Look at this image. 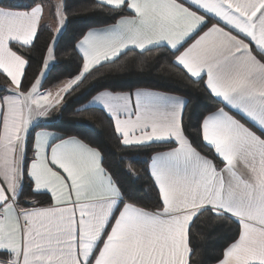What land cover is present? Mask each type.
<instances>
[{"label":"snow or ice","instance_id":"6c2138e0","mask_svg":"<svg viewBox=\"0 0 264 264\" xmlns=\"http://www.w3.org/2000/svg\"><path fill=\"white\" fill-rule=\"evenodd\" d=\"M47 6L60 27L32 79L45 2L0 6L8 81L0 89V264H195L205 218L234 225L215 264H264V0H97L113 22L81 33L73 45L80 65L55 91L42 89L66 6ZM158 49L217 106L198 123L199 146L186 135L179 96L105 89L90 102L126 149L166 144L150 157L156 202L148 208L97 148L35 125L104 69Z\"/></svg>","mask_w":264,"mask_h":264},{"label":"trees","instance_id":"16d2710c","mask_svg":"<svg viewBox=\"0 0 264 264\" xmlns=\"http://www.w3.org/2000/svg\"><path fill=\"white\" fill-rule=\"evenodd\" d=\"M24 2L27 6L32 4L33 0ZM44 2L48 3V0ZM63 4L66 6V25L56 44L48 82L43 86L45 89L53 88L56 83H63L77 71L80 58L73 51V45L81 33L90 28L108 26L113 22L109 18L110 14L97 6V0H63ZM53 40L52 28L48 24L41 25L37 49L30 54L32 69L29 79L41 70L42 50ZM170 59L164 49L154 50L143 57L129 54L123 61V69H104L102 74L86 81L79 90L66 95L56 110L55 119L37 123L35 130H49L65 137L75 136L97 148L102 153L104 167L114 174L122 189L135 194L142 206L151 208L156 201L155 192L152 190L153 182L148 173V162L153 153L168 149L166 144L153 143L150 147L126 149L114 134L105 113L85 105L97 91L105 89L112 92H131L141 88L181 96L187 101L183 115L186 135L199 146L198 123L202 116L214 111L217 106L212 103L203 84L178 78L175 70L168 64ZM7 85L5 77L0 76V89ZM93 86H96V91L90 92ZM0 95L4 93L0 92ZM31 156L29 152V159ZM37 199L47 203L46 198ZM233 228L231 222L213 221L209 225L205 218L200 227V235L195 236L193 241L197 247V255L193 258L195 264H215V256L225 239L231 235Z\"/></svg>","mask_w":264,"mask_h":264},{"label":"crops","instance_id":"0c3cea01","mask_svg":"<svg viewBox=\"0 0 264 264\" xmlns=\"http://www.w3.org/2000/svg\"><path fill=\"white\" fill-rule=\"evenodd\" d=\"M52 2L54 3L55 0H52ZM47 4H48V3H45L44 15H43V18H42V20H41V25H43V24H48V25L52 28V30H53V34H54L55 29L58 28V27H60V25L58 24L57 18H55V17L51 14V9L47 6ZM2 5H14V6H16V7L20 8V9H23V8L26 6L24 0H0V6H2ZM102 28H103V27H102ZM54 39H55V37H54ZM50 63H51V65H52L53 61L50 62ZM193 79H195V78H193ZM62 84H63V83H61V85H62ZM50 89L53 90V91H55L54 88H50ZM50 89H45V88H43L42 91H48V90H50ZM140 89H141V88H140ZM135 90H136V89H135ZM135 90H133V91H131V92H134ZM148 90H150V89H148ZM152 91H156V90H152ZM158 92H160V91H158ZM117 93H118V92H117ZM96 94H97V93H95L93 96H95ZM169 94H171V93H169ZM172 95H175V94H172ZM93 96H91V98L87 101L85 107H88V108H97V109H100L101 111H103L100 105L90 103V102L92 101ZM176 96H178V95H176ZM179 97H181V96H179ZM181 98H183V97H181ZM183 99L185 100V98H183ZM185 101H186V100H185ZM60 106H61V105H60ZM60 106H59V107H60ZM59 107H58L57 109L52 110V111L49 113V115H48L47 117L37 118L36 124H37V123H45V122H49V121L55 119V118H56V116H55V114H56V110H58ZM215 110H216V109H215ZM215 110H214V111H215ZM208 114H209V113H208ZM105 115H106V114H105ZM206 115H207V114H206ZM37 131H41V130H37ZM46 131H49V130H46ZM49 132H52V133H55V134L59 135L58 133L53 132V131H49ZM153 143H162V142H153ZM153 143H152V144H153ZM167 150H168V149H165V150H162V151H158V152H163V151H167ZM158 152H155V153H153L152 155H155V154L158 153ZM152 155H151V156H152ZM30 159H31V158H30ZM149 166H150V159H149V162H148V173H150V167H149Z\"/></svg>","mask_w":264,"mask_h":264}]
</instances>
